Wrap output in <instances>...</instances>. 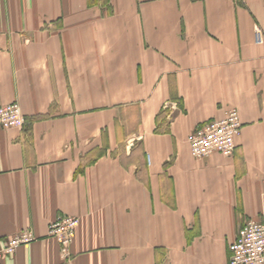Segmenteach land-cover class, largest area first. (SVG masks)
<instances>
[{"label":"crops","instance_id":"obj_1","mask_svg":"<svg viewBox=\"0 0 264 264\" xmlns=\"http://www.w3.org/2000/svg\"><path fill=\"white\" fill-rule=\"evenodd\" d=\"M11 103L0 238L36 240L0 264H228L264 223V0H0ZM230 109L233 156L194 158L189 135ZM58 216L79 219L67 259Z\"/></svg>","mask_w":264,"mask_h":264},{"label":"built area","instance_id":"obj_2","mask_svg":"<svg viewBox=\"0 0 264 264\" xmlns=\"http://www.w3.org/2000/svg\"><path fill=\"white\" fill-rule=\"evenodd\" d=\"M260 34L257 40L260 41ZM25 120L17 103L0 106V127L4 129L22 128ZM241 123L238 111L230 109L220 120H211L198 126L188 137L191 155L202 159L211 153L232 157L235 151L234 137ZM79 219L72 216H58L48 226V236L59 244L61 257L67 259L70 246L75 238ZM36 240L30 229H25L9 238H0V258L9 256L23 245ZM228 264H263L264 262V223L252 219L244 222L236 239L228 246Z\"/></svg>","mask_w":264,"mask_h":264},{"label":"bare ground","instance_id":"obj_3","mask_svg":"<svg viewBox=\"0 0 264 264\" xmlns=\"http://www.w3.org/2000/svg\"><path fill=\"white\" fill-rule=\"evenodd\" d=\"M59 246V245H58Z\"/></svg>","mask_w":264,"mask_h":264}]
</instances>
